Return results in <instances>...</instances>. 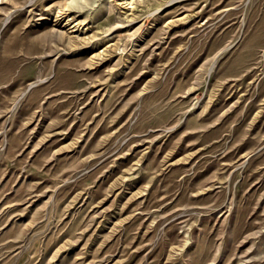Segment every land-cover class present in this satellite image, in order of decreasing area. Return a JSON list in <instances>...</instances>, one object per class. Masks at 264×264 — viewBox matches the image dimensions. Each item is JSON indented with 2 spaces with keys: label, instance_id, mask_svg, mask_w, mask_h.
<instances>
[{
  "label": "rangeland",
  "instance_id": "1",
  "mask_svg": "<svg viewBox=\"0 0 264 264\" xmlns=\"http://www.w3.org/2000/svg\"><path fill=\"white\" fill-rule=\"evenodd\" d=\"M0 264H264V0H0Z\"/></svg>",
  "mask_w": 264,
  "mask_h": 264
}]
</instances>
